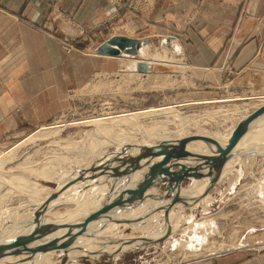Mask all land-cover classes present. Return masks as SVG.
Returning a JSON list of instances; mask_svg holds the SVG:
<instances>
[{"label":"rangeland","instance_id":"1","mask_svg":"<svg viewBox=\"0 0 264 264\" xmlns=\"http://www.w3.org/2000/svg\"><path fill=\"white\" fill-rule=\"evenodd\" d=\"M155 2L156 0H110L111 7L107 13L106 22L94 28L86 27L64 11L52 10L46 21L41 24L34 23L27 15H17L15 18L9 16L28 27L32 31L28 32V35L41 33L55 41L48 38L49 41L45 40L44 43L34 41L26 44L29 58L25 60V63L28 68L31 67V72L34 69L38 71L37 68L48 61L57 65V69L54 70V74L46 76L24 75L21 73L22 71L17 72L18 75L10 74L8 76L2 75L0 72V161H5V164L0 166V171L7 175L0 174V202H3L0 203V237L5 230L9 231L13 228L12 232L16 235L7 240L6 245L25 240L30 248H38L55 239H61L62 234L59 233L62 232L58 231L64 230L63 226H57L55 230H52L56 223L50 227H46L45 225L49 224L44 223L43 228H38L37 223H33L35 226L31 233L38 228L37 236L29 242L30 236L25 237V233H22L28 225L29 219L26 215L23 218L18 216L21 215V211H23L22 214H27L30 208L40 205L42 198L31 197L29 196L30 192L25 190L24 192L5 180L11 175L30 176L32 181L56 191L61 185L60 178L63 179L64 176L81 170L77 169L78 166L75 168V160L85 157V152L89 150L87 147H90L88 144L98 140L107 141L108 146L104 147L106 148L104 149L106 150L105 154L99 158L96 156L90 158L89 156L90 160L82 161L83 165L81 166L84 167L87 162L88 164L94 162L90 166L96 170L89 166L85 182L68 183V188L71 185L81 184V186L71 188L67 193V198L64 194L58 199L57 196L61 192L56 191L51 193L42 204L50 206L52 201L56 202L57 199L54 206L52 205L46 210L51 209V214L57 216H60L59 213H63L62 217L58 218L63 219L70 218L72 216L70 213L87 217V215L97 212L96 210H102L107 204H103L102 201L109 199L108 197L113 194V191H116L114 200H121L125 194H127L126 199L128 200H126V204L122 202L121 206H116L117 216L111 212L100 213L101 216L104 214L109 217H100L103 226L98 227L97 223H93L96 232L94 231L95 234L91 235L92 238L84 235L87 232L83 230L72 239L64 238L67 240L63 243V248L50 249L45 253L40 250L31 252L25 248L26 244L12 247L7 249V254L0 256V264H189L236 249L256 254L264 251V203H262L264 200V151L262 149H252L250 154H244L245 156L242 155L241 158L239 156L238 159H234L228 172L224 175L226 168H223V177H220L208 191H206L210 185L208 176L201 179L187 177L181 181L177 191L183 201L176 203L166 218L164 211L170 204L174 193L166 191V182L147 187L142 186L143 182H141L144 180V172L147 171L155 158L152 160V157H149L144 160L142 162L144 166L137 169L135 174H130L131 176L129 174L116 175L114 172V169H117V172L130 169L133 157L140 152L142 146L148 145L147 143L158 144L161 140L158 137L150 138L144 134V131L137 128L138 131L131 130V135L136 137L129 138L128 141H113L103 134L97 137L90 135L89 137V134L97 126L93 122L76 124L86 121L87 118L105 115L109 117L123 111L136 112L152 107L173 105L177 113L143 117L140 120L141 125L152 126L155 123H158L157 125L165 123L166 128L172 130L171 134L175 135L176 131L180 129L179 127L182 126L180 118L176 116L179 114L183 118H188L185 127L187 126L189 135L198 134L203 130V133L206 130L212 134H219V131L224 134L235 124L241 122L244 113L245 115L248 112L251 114L250 112L255 110H253V103L261 99V97L257 98L258 94L264 91V57L263 63L254 64L239 71L230 67L219 70L212 69L213 71L210 69L206 71L193 70L186 56L184 40L189 41L196 28L189 27L182 36L175 33H163L161 28L151 24L145 18V8ZM5 10L0 7V15L8 13ZM192 15L193 13H190L186 17L188 25L193 21ZM131 22L139 24L136 30L135 24L127 26ZM69 30L74 32L70 33ZM117 35L148 42L143 43L138 50L131 47L136 51L137 56L128 53L126 49L121 50L120 55L98 52V48L103 43ZM168 37L170 40H167ZM21 47L23 49L24 45L20 44L18 48ZM40 47L49 51L55 50L50 54V60H47L43 53L38 52L37 49ZM22 49L20 52L24 51ZM146 49H161L163 52H171L174 57L184 58L182 66L187 68L185 74L180 72L181 64L178 63L163 61L150 65L139 60L140 53ZM91 54L106 57L94 59ZM129 60L132 62L130 63ZM23 61L24 59H19L16 56L9 60V68L22 69ZM140 62L147 64L149 67L147 71L140 70ZM147 72L150 73L142 74ZM239 96L243 99H239ZM55 124H58L61 129L57 134H50L46 137L36 136L37 139H31L32 133H39L41 126L49 127ZM73 143L79 145H75L76 148L73 149L75 147L71 145ZM82 144L85 150L81 149ZM75 152L79 153V156ZM63 159L68 162L65 161L64 166L58 168L60 172L51 180L38 176L36 170L39 171L45 166L53 167ZM70 159H74V162H71L75 165L71 164ZM173 161L178 162L171 166L172 170L179 169L181 164L187 162H191L187 164L189 167H195L201 162L193 156ZM68 163L74 166H70ZM199 171L201 173L209 172V167H202ZM159 173L160 171L157 172V174ZM125 176L131 178L125 180ZM116 178H120V180ZM75 182L76 184H74ZM116 183L118 185H115ZM139 186L145 187V191H139L134 195V191ZM67 187L65 185L62 189ZM127 188H130L131 191H128ZM204 192H209L210 197L213 198L210 202L207 203L203 199L194 205L190 203L192 200L188 198L189 195L195 197L198 193L201 195ZM54 194H57V198L48 201L47 199H50ZM70 204H74V206L71 207ZM90 206L93 211L87 208ZM70 208L73 210H69ZM84 208L87 211H82ZM67 210L69 211L67 212ZM44 212H41L40 215ZM82 212L85 213L82 214ZM43 217L40 221L45 220V215ZM104 218L108 221L113 218L119 223L116 222L118 224L113 227L108 226V221ZM34 219H30L29 222L31 223ZM97 219H93L92 222ZM122 219L126 221H122ZM193 221L195 224L192 223ZM190 225H193L192 228ZM184 226H189V228L183 231ZM168 229L171 230L169 239L155 241L165 235ZM74 231L77 229L75 228ZM55 233L56 236H53V239L48 238ZM145 237L155 239L152 240L153 242L146 243L150 239ZM87 242L91 244L90 250H87L83 244ZM212 243H215L217 247H214L215 244ZM202 245L206 247L204 248ZM221 246L222 248H220ZM51 251L52 253L49 254ZM194 252L203 255L195 257L193 256ZM14 257L16 260L13 259Z\"/></svg>","mask_w":264,"mask_h":264},{"label":"crops","instance_id":"2","mask_svg":"<svg viewBox=\"0 0 264 264\" xmlns=\"http://www.w3.org/2000/svg\"><path fill=\"white\" fill-rule=\"evenodd\" d=\"M0 7L8 12L0 15L1 74L18 75L22 71L21 73L24 75L46 76L54 74L57 65L48 61L37 68L38 71L34 69L31 72V67L28 68L25 63V60L29 58L26 44L34 41L44 43L43 41L48 40L49 37L41 35V33L28 35L27 33L32 31L9 16L15 18L17 15H27L34 23L41 24L46 21L52 10L64 11L86 27L94 28L106 22L111 4L110 0H0ZM190 13H193V21L188 25L186 17ZM145 18L151 24L161 28L160 30L166 34L175 33L182 36L189 27L196 28L189 41L184 40L186 56L193 70L206 71L210 69L213 71L212 69L219 70L230 67L239 71L254 64L263 63L264 0H156L155 3H151L145 8ZM132 24H135L136 30L139 24L131 22L127 26ZM66 27L69 26L66 25ZM69 32L73 33L74 31L69 30ZM20 44L24 45L23 49L22 47L18 48ZM40 48L37 49L38 52L43 53L44 57L50 60V54L55 50L49 51L44 47ZM21 49L24 51L20 52ZM16 56L19 59H24L23 67L22 69L18 68V71L16 67L9 68L8 63ZM91 56L94 59L106 57L99 54H91ZM79 186L81 184L77 188ZM114 195H116V191H113V194L108 197L109 199H104L102 203L106 204L112 201ZM117 215L118 213H115V216ZM105 220L108 221V219ZM96 223L98 227L103 226L100 221ZM65 231L62 232L65 233ZM83 244L87 250H90V243ZM51 253L49 252V254ZM189 264H264V251L256 254L236 249Z\"/></svg>","mask_w":264,"mask_h":264},{"label":"bare ground","instance_id":"3","mask_svg":"<svg viewBox=\"0 0 264 264\" xmlns=\"http://www.w3.org/2000/svg\"><path fill=\"white\" fill-rule=\"evenodd\" d=\"M128 51V53H130V54H136L135 56H137L138 54L136 53V51L134 50V49H131V50H127ZM145 52V53H144ZM128 57V56H127ZM130 57V56H129ZM139 58V60H143L144 62H146L147 64H150V65H153V64H155V63H158V62H163V61H169V62H174V63H178V64H181V66H179V68H180V72H182L183 74H185V70H187V68H185V67H183L182 66V64H184V61L182 60V59H184V58H182V57H178V56H173L172 55V53L171 52H163L161 49H157V50H147L146 49V51H143L142 53H140V57H138ZM129 62L131 63L132 61L131 60H129ZM137 62V61H136ZM165 63V62H164ZM134 73H137V72H134ZM139 73H141V72H139ZM138 73V74H139ZM148 73H150V72H147V73H142V74H148ZM137 74V75H138ZM184 76V75H183ZM139 78V77H138ZM184 81V80H183ZM263 82H264V75H263ZM264 84V83H263ZM264 89V88H263ZM256 95V94H255ZM238 97V96H237ZM241 96H239V99H243L242 97L240 98ZM258 97L260 98L261 97V99L258 101V102H255V103H253V110L254 109H257L261 104H263L264 103V91L262 92V93H260V94H258ZM235 98V97H234ZM236 99H238V98H236ZM199 102V101H198ZM213 102V101H212ZM249 102V101H248ZM193 103V102H192ZM234 104V103H233ZM238 104V103H237ZM245 104V103H244ZM182 105V104H181ZM164 106V105H163ZM238 106V105H237ZM244 106H246V105H244ZM178 107V106H177ZM234 107H236V106H234ZM251 107H252V105H251ZM250 107V108H251ZM237 108V107H236ZM235 108V109H236ZM243 108H245V107H243ZM245 109H247V108H245ZM181 110V109H180ZM234 110V109H233ZM236 110H238V108L236 109ZM252 110V111H253ZM244 112H246V111H244ZM170 113H177V110L175 109V107L172 105V106H166V107H157V108H149V109H145V110H141V111H136V112H126V111H123V112H121V113H119V114H110L111 116H109V117H107L106 115L105 116H100V117H96V118H91V119H88L87 118V120L86 121H80V122H77L76 124H78V123H88V122H90V123H94L97 127H95L96 129L93 131V132H89L90 134H89V137H90V135H92V136H94V135H96V137L97 136H99V135H101V134H103V135H105V136H108V137H110V139H113V141H125V140H127V139H129V138H135V137H133L131 134H132V131H134L136 128L138 129V130H142V131H144L145 133L144 134H146L148 137H158L161 141H160V143L161 142H163V141H166V142H168L169 144H173V143H177L179 140H181V139H183V138H186V137H190V136H201L202 135V137H210V138H212V139H215L222 147H225L226 145H227V143L229 142V139L232 137V134H233V131L235 130V128L238 126V124L239 123H237V124H235L228 132L226 131V133H224V134H221V132L219 131V134H212V133H210V132H207L206 130H205V133H203L204 132V130L201 132H199L198 134H195V135H189L188 134V131H187V126L185 127V124L188 122L187 121V119L188 118H183V116H181V115H179V114H176V116L178 117V118H180V121H181V123H180V125L182 124V126L181 127H179L180 129L179 130H177L176 131V134L175 135H172L171 134V131L168 129V128H166V125H165V123L163 124H159V125H157L156 123H155V125H152V126H144V125H141V123H140V120H141V118H143V117H148V116H155V115H158V114H170ZM236 113V112H235ZM249 113V112H248ZM247 113V114H248ZM250 113H252V112H250ZM245 115V113H244V116H243V118L241 119V121H243L244 119H246L250 114H248V115ZM183 115V114H182ZM187 116V115H186ZM189 116V115H188ZM176 117V118H177ZM185 117V116H184ZM237 117V116H236ZM175 118V117H174ZM198 118V117H197ZM226 118V117H225ZM145 119V118H144ZM193 119V118H192ZM208 119V118H207ZM190 120V119H189ZM227 120V119H226ZM179 121V122H180ZM168 122V121H167ZM234 122V121H233ZM144 123V122H143ZM176 123V122H175ZM61 124H63V123H61ZM168 124V123H167ZM179 124V123H178ZM77 126V125H76ZM42 127V126H41ZM40 127V130H39V133H32V135H31V139H34V138H36V136L37 137H46V136H49L50 134L52 135V134H57L61 129H60V126L57 124H55V125H51V126H47V127H42L41 128ZM200 127V126H199ZM125 128V129H124ZM178 128V127H177ZM134 129V130H133ZM135 130V131H138V130ZM132 130V131H131ZM131 131V132H130ZM134 131V132H135ZM197 131H199V130H197ZM86 132V131H85ZM133 132V133H134ZM193 133V132H192ZM222 133H223V131H222ZM102 135V136H103ZM143 135V134H142ZM145 135V136H146ZM48 138V137H47ZM85 138V137H84ZM99 138V137H98ZM149 138V139H150ZM37 139V138H36ZM89 139V138H88ZM102 139H104V138H102ZM115 139V140H114ZM148 140V139H147ZM146 140V141H147ZM89 141H90V139H89ZM109 141V140H108ZM128 141V140H127ZM263 141H264V111L255 119V120H253V122L251 123V125H250V129H249V131L243 136V138L240 140V142L238 143V145L236 146V150H235V155H234V157L225 165V167L224 168H226V170H224L225 172H224V175L228 172V168L230 167V166H232L231 164L234 162V159L236 160V159H238L239 158V156H240V158H241V156L242 155H244V154H250L252 151V149H257V148H260V149H262L263 151H264V143H263ZM91 142V141H90ZM90 142H88V143H90ZM112 142V141H111ZM116 143V142H115ZM84 144H85V142H84ZM114 144V143H113ZM117 144V143H116ZM148 145L149 144H153V145H156V143H147ZM263 144V145H262ZM16 145V144H15ZM71 145H79V144H71ZM83 145V144H82ZM88 146H90V147H87V148H89V150H88V152H85L86 154H85V157H83V158H81L80 160H78V159H76V160H78L77 162H76V160H75V162L73 161V160H69L70 162L71 161H73L74 163H76V165L73 163V162H71V164L73 163L76 167L75 168H77V166H78V168L77 169H81V170H77L78 172H76L75 170V172L74 173H72V175H67L66 177L64 176V178L62 179V178H60L61 179V185H60V188L58 189V190H56L57 192H61L57 197H58V199L62 196V195H64L65 194V198H67L66 196H67V193H68V191L69 190H71V188H73V187H77L76 185L75 186H72L71 185V187H67L69 184L68 183H71V182H73V181H78V182H82V181H84L85 179H86V177H87V175H86V173H87V171H88V168H89V166L90 165H92V164H88V162H87V164L84 166V167H81L83 164H82V161H84L85 162V160L86 159H89V156H90V158H91V156H93V157H97V158H99V157H102V155L103 154H105V151L106 150H104V149H106V148H104L105 146L107 147L108 145H107V141L106 140H103V141H100V140H98V141H96V142H94V143H92V144H88ZM67 147V146H66ZM72 147V146H71ZM84 147V145L83 146H81V149H83V150H85V147ZM214 147V148H213ZM74 148H76V146L75 147H73V149ZM78 148V147H77ZM187 148L190 150V151H193L194 153H199V154H205V155H211V156H215V155H217L218 153H219V149H217V147H216V145L215 144H209V143H207L206 141H203V140H194V141H191V142H189L188 144H187ZM77 150V149H76ZM101 150V151H100ZM17 152V151H16ZM82 152V151H81ZM84 152V151H83ZM76 153V152H75ZM56 154V153H55ZM77 154V153H76ZM79 154V153H78ZM77 154V155H78ZM28 157L30 156V155H27ZM26 156V157H27ZM79 156V155H78ZM80 156H82L81 155V153H80ZM245 156V155H244ZM64 157V156H63ZM67 157V156H66ZM93 157H92V159H93ZM60 158V157H59ZM79 158V157H78ZM65 159V158H64ZM59 160L58 161V163L55 165V166H53V167H50V168H47L46 166H45V168H43V169H41V170H36L37 171V174H38V176H40V177H44V178H47V179H52V177H54L55 175H57L59 172H60V169H58V168H62V166H64L63 165V163L65 164V161H67V160ZM32 160V159H31ZM90 160V159H89ZM94 160V159H93ZM92 160V161H93ZM113 160H115L114 158H113ZM152 160H153V158H152ZM105 161V160H104ZM68 162V161H67ZM188 163H191V162H188ZM5 164V161L4 160H1L0 161V166H3ZM69 165H70V163H68ZM8 165V164H7ZM51 165V164H50ZM49 165V166H50ZM52 165H53V163H52ZM74 165H70V166H74ZM141 166H144V164L141 162L140 163V166L139 167H141ZM91 167V166H90ZM1 168V167H0ZM4 168V167H3ZM63 168H65V167H63ZM19 169V168H18ZM30 169V168H29ZM33 169V168H32ZM94 170H96V168H93ZM63 171H64V169H63ZM110 171H111V169H110ZM116 171H117V169H114V172L116 173ZM0 172H2V171H0ZM5 172H2V173H0L1 175H3ZM63 173V172H62ZM71 173V172H70ZM8 174V173H7ZM74 174V175H73ZM222 174H223V171H222ZM222 174H221V178L223 177L222 176ZM4 175H6V173L4 174ZM115 175V174H114ZM133 175V174H132ZM7 176V175H6ZM131 176V175H130ZM130 176H125L124 178H125V180L127 179V178H131ZM2 177V176H1ZM9 177V176H8ZM30 177V176H29ZM29 177H27V176H25V175H11L9 178H6L7 180H5V181H9V182H11L12 184H14V186L16 185L17 187H19L20 189H22L23 191L25 190V191H27V192H30V194L31 195H29L28 193V195L29 196H33L34 198H42V202H44V201H46V198L47 197H49V195L51 194V193H53V192H56L55 190H51V188L50 187H48V186H43L42 184L40 185V183L38 184L37 182H34V181H32ZM101 177V176H100ZM123 178V177H122ZM76 179H81V180H76ZM117 179V178H116ZM119 180H120V178H118ZM117 179V180H118ZM57 180H59V179H57ZM124 180V181H125ZM206 180V179H205ZM204 180V181H205ZM85 182V181H84ZM141 182H143L142 183V186H145V187H147L148 186V183H150L151 182V180H146V179H144L143 181H141ZM132 184H133V181L131 182ZM74 184H76V182L74 183ZM80 184V183H79ZM127 184V183H126ZM125 184V185H126ZM65 185H66V187L67 188H64V189H62V187H65ZM124 185V186H125ZM6 186V185H5ZM257 186V185H256ZM145 187H143V188H141V190H140V192L141 191H145L144 189H146ZM259 187V186H258ZM257 188V187H256ZM204 189V188H203ZM127 190L128 191H131L130 190V188H127ZM24 191V192H25ZM201 192H202V189H201ZM11 193V192H10ZM15 193H16V191H15ZM69 194H71V193H69ZM23 195V194H22ZM54 195H57V194H54ZM200 193H198L195 197H190V195L188 196V198L189 199H191L192 200V202H190L192 205H194L195 203H197L199 200H203L204 199V201L205 202H210L213 198L212 197H210V194H209V192L208 193H206L205 192V194H201L200 196ZM5 196V195H4ZM24 196V195H23ZM126 196H127V194H125V197H123L121 200L120 199H118V200H114V198L116 197V195H115V197L113 198V200L112 201H110L109 203H107L105 206H104V208L102 209V210H96L97 212H95V214H98L99 216H98V219H97V221H100L101 222V218H103V217H106L107 215H100V213H102V212H106L105 214H107V213H110L111 212V214H115V212H116V209H117V207H119V206H121L122 205V202H124L125 204H126V200H128V199H126ZM8 197H9V195H8ZM52 197V196H51ZM57 197H55V198H57ZM2 198V197H1ZM196 200H195V199ZM212 198V199H211ZM263 198H264V196H263ZM5 199H6V197H5ZM80 199V198H79ZM261 199H262V197H261ZM36 200H38V199H36ZM47 200H49V198L47 199ZM62 200V199H61ZM60 200V201H61ZM4 201V200H3ZM58 200L56 199V202H57ZM76 201H77V199H76ZM80 201H82L81 199H80ZM264 200H262V203H264L263 202ZM2 202V201H1ZM0 202V203H1ZM42 202L40 203V205H36V207H34V208H30L29 206V210H28V213L27 214H22L23 213V211H21L22 213H21V215H19L18 217H20V218H23V217H26L27 216V218L30 220V219H34V221H32L31 223L29 222V220H28V225L26 226V228H25V230L24 231H22V233H25L24 235H25V237H28V236H30V237H34V236H37L36 234H37V232H36V230H38V228H43V225H44V223H47V224H49V225H45L46 227L47 226H52V225H54L55 223H56V225L55 226H63L64 228V230H59L58 232H62V231H65V233H63L62 235H61V238H66V237H68L67 235H70V236H72V238H74L76 235H77V233H80V232H82L83 230H85L87 233L86 234H84V235H86V236H90V237H92L91 235H93V234H95V232H96V229H95V226L93 225V223H96L97 221H95V222H92L93 220H91V218L89 217V215H87V217L85 216V215H83V216H78L77 215V213L76 214H73V213H70V215H72V216H70V218H63V219H58V218H60V217H62L61 216V214H63V213H59V215L60 216H57V215H53V214H51V209H49V210H46V209H48V208H50V207H52V205L54 206V204L56 203L55 201H52V204L50 205V206H44L43 204H42ZM88 202V201H87ZM3 203V202H2ZM1 203V204H2ZM50 203V202H49ZM70 203V202H69ZM123 203V204H124ZM45 204V203H44ZM95 204V203H94ZM118 205V206H117ZM43 206V207H42ZM70 206L72 207V206H74V204L73 205H71L70 204ZM69 206V207H70ZM92 206V205H91ZM91 206L90 207H87V208H90V210H91ZM117 206V207H116ZM84 207V206H83ZM167 207V206H166ZM206 207V206H205ZM1 210V209H0ZM24 210H26V209H24ZM26 210V211H27ZM54 210V209H53ZM69 210H73V209H69ZM69 210H67V212L69 211ZM77 210V209H76ZM115 210V211H114ZM166 210H167V208H165V211H164V213H166ZM45 211V212H44ZM75 211V210H74ZM80 212H81V210H79ZM82 211H85V208L82 210ZM92 211H93V209H92ZM108 211V212H107ZM25 212V211H24ZM41 212H44L42 215H40L41 214ZM77 212V211H76ZM91 212V211H90ZM39 214V215H38ZM56 214V213H55ZM26 215V216H25ZM43 215H45V220L44 221H40V219L42 220L44 217H43ZM1 216V215H0ZM3 216V215H2ZM36 216H38V217H36ZM66 217V216H65ZM101 217V218H100ZM107 217H109V216H107ZM113 217V216H112ZM164 217H166V215L164 214ZM105 219V218H104ZM18 220V219H17ZM103 220V219H102ZM40 221V222H39ZM121 221V220H120ZM122 221H126L125 219H122ZM121 221V222H122ZM116 222H118L117 220H115V219H113V218H111L110 219V221H108V223H107V225L108 226H112L113 227V225H117L118 223H116ZM33 224V223H37V225H38V228L34 231L33 230V233H31V230L34 228V226H35V224H33V225H30V224ZM116 223V224H115ZM136 223V222H135ZM192 223H194L195 224V222L193 221ZM192 223H189V224H192ZM197 223V222H196ZM82 225V226H79V225ZM218 224V223H217ZM105 225V224H104ZM203 225V224H202ZM44 226V227H45ZM78 226V227H77ZM149 226V225H148ZM191 226V225H190ZM193 226V225H192ZM192 226H191V228H192ZM197 226V225H196ZM75 228L77 229V231H74L75 230ZM97 228V227H96ZM189 228V226H184V229H183V231H186L187 229ZM194 229H196V228H194ZM14 229L13 228H11L9 231H7V230H5L2 234H1V237H0V243H2L1 245H0V250L2 249V247L4 248V247H6V241L7 240H9L10 238H14L13 236L14 235H16V234H14L12 231H13ZM80 230V231H79ZM7 231V232H6ZM95 231V232H94ZM58 232H56V233H58ZM94 232V233H93ZM175 232V231H174ZM233 232V231H232ZM235 232V231H234ZM56 233L53 235H50V236H48V238H52L53 236H56ZM184 233V232H183ZM18 234V233H17ZM237 234V233H236ZM7 237H6V236ZM232 235V234H231ZM74 236V237H73ZM209 236V235H208ZM55 238V237H54ZM146 239H150V238H147V237H145ZM156 238H158V237H156ZM53 239V238H52ZM155 238H151L148 242H146V243H149V242H151L152 240H154ZM167 239V238H166ZM169 239V238H168ZM51 240V239H50ZM177 240V239H176ZM185 240V239H184ZM137 241V240H136ZM180 241H182L183 242V240H180ZM215 241V240H214ZM43 242H44V240H43ZM153 242V241H152ZM177 242V241H176ZM205 243V242H204ZM212 244H215V243H212ZM222 244V243H221ZM221 244H218V245H221ZM227 245H229V244H227ZM182 246V245H181ZM185 246V245H184ZM203 246V245H202ZM210 246V245H209ZM208 246V247H209ZM213 246V245H212ZM212 246H211V248H212ZM216 246V244L214 245V247ZM225 246V245H224ZM124 247V246H123ZM204 247V246H203ZM202 247V248H203ZM206 247V246H205ZM204 247V248H205ZM217 247V246H216ZM219 247V246H218ZM229 247V246H228ZM183 248V247H182ZM185 248H186V246H185ZM210 248V249H211ZM220 248H222V246L220 247ZM227 248V247H226ZM215 249V248H214ZM213 249V250H214ZM218 249V248H217ZM224 249H225V247H224ZM212 250V249H211ZM182 251V250H181ZM187 251V250H186ZM189 251V250H188ZM197 251V250H196ZM201 251V250H200ZM219 251V250H218ZM225 251V250H224ZM1 252V251H0ZM52 252V251H51ZM203 252V251H202ZM209 252H211L210 250H209ZM215 252V251H214ZM187 253V252H186ZM190 253V252H189ZM192 253V252H191ZM185 254V253H184ZM200 254H202V253H198V252H194V254H193V256H195V257H198V256H200ZM217 254V253H216ZM180 255V254H179ZM203 255V254H202ZM206 255H207V253H206ZM212 255V254H211ZM184 256V255H183ZM208 256V255H207ZM202 257V256H201ZM10 257H8V259H9ZM193 258V257H192ZM5 259H7V258H5ZM13 259H15V257L13 258ZM3 260V259H2ZM10 260V259H9ZM16 260V259H15ZM0 262H1V260H0ZM188 262V261H187Z\"/></svg>","mask_w":264,"mask_h":264},{"label":"water","instance_id":"4","mask_svg":"<svg viewBox=\"0 0 264 264\" xmlns=\"http://www.w3.org/2000/svg\"><path fill=\"white\" fill-rule=\"evenodd\" d=\"M167 40H170L168 37ZM148 41H137L136 39L127 37V36H121L117 35L112 37L109 41L103 43L99 48L98 52L102 54H110V55H120L121 50H130L131 47H135L137 50L141 48L143 43H147ZM117 46V47H116ZM140 70L147 71L148 66L144 62L139 63ZM264 111V103L261 104L257 109H255L246 119L241 121L238 126L233 131L232 137L229 139V142L225 147H222L215 139H212L210 137H202L201 136H190L183 138L179 140L177 143L169 144L166 141H163L161 143H158L156 145H146L142 146L140 149V152L133 157L132 161V167L130 169H126L122 172L116 171V175H126V174H135L137 169L142 168L139 167L140 163L146 160L149 157L155 158L153 163H150L149 168L147 171L144 172V179L151 180L148 185H155L158 183L166 182V191H170L174 193V196L170 202V204L167 207L166 210V218L169 216L170 211L173 209L174 205L178 202H182L183 198L180 197L178 194V185L181 181L185 180L187 177H192L194 179H201L203 177H209L210 178V185L207 187L206 191L211 188L212 185H214L217 180L221 177L223 168L229 162L235 155L236 146L240 142V140L243 138V136L249 131L250 125L262 112ZM194 140H203L206 141L209 144H215L217 149H219V153L215 156L211 155H205V154H199V153H193L187 149V144ZM189 156L195 157L197 160H201L200 163L197 164V166H187V163L181 164V167L176 170H172L171 166L174 164H177L178 161H173L187 158ZM209 167V172L201 173L200 168L202 167ZM93 169V167H91ZM94 170V169H93ZM157 174V172H159ZM141 186H139L135 191L134 195L141 190ZM205 194V192L203 193ZM56 195H53L49 200L55 198ZM48 200V201H49ZM98 214L92 213L89 215L91 220L98 218ZM57 226H53L52 230H55ZM51 229V228H50ZM47 232V231H46ZM171 234V230L168 229L165 235L160 237L159 239L155 241H161L166 238H168ZM68 238L72 239V236L67 235ZM74 237V236H73ZM34 237H30L29 242L32 241ZM68 239V240H69ZM64 238L61 239H55L52 242H49L45 244L44 246H40L38 248H30L27 246L28 243H26L25 240L23 241H16L12 244L6 245V247H2L0 250V256H3L4 254H7V249L12 247H18L20 245H25V248H27L29 251L33 252L36 250L43 251L42 253H45L47 250H53L56 248H63V243L65 242ZM28 242V240H27ZM18 250V249H17ZM17 250H14L15 252ZM11 251V252H14Z\"/></svg>","mask_w":264,"mask_h":264}]
</instances>
